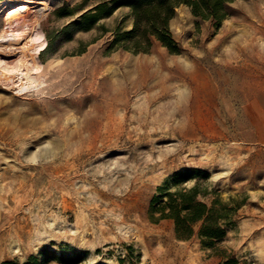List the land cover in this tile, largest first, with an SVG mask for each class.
<instances>
[{
    "label": "rangeland",
    "instance_id": "rangeland-1",
    "mask_svg": "<svg viewBox=\"0 0 264 264\" xmlns=\"http://www.w3.org/2000/svg\"><path fill=\"white\" fill-rule=\"evenodd\" d=\"M82 1L0 7V264H264V0L227 4L219 24L179 6L178 53L136 55L110 47L128 9L88 31L68 24L100 0L58 15ZM191 148L197 164L163 156ZM189 169L209 173L205 202L238 206L211 247L149 217Z\"/></svg>",
    "mask_w": 264,
    "mask_h": 264
},
{
    "label": "trees",
    "instance_id": "trees-1",
    "mask_svg": "<svg viewBox=\"0 0 264 264\" xmlns=\"http://www.w3.org/2000/svg\"><path fill=\"white\" fill-rule=\"evenodd\" d=\"M83 0L73 12L61 8L59 16L65 17L83 10ZM235 0H100L91 9L81 14L77 20L68 24L75 25L82 31H88L100 18L110 16L119 8L128 9L131 26L122 30L120 25L113 30L112 49H121L132 54H146L154 42L166 48L169 53L177 54L169 24L179 6H186L190 13L200 20H212L219 24L227 17L226 5ZM42 7L49 12L53 10L49 0H0L2 8ZM67 26V27H68ZM209 179V173L199 169L176 172L163 187H159L158 196L151 204L149 217L154 222L171 220L176 239L185 241L194 235L204 247H211L226 235V228L234 223L237 205L233 199L222 202L219 194L213 192L214 198L208 204L205 199L210 195L207 187L200 188L198 180ZM196 180L193 187H178L183 182ZM197 228V232L195 229ZM34 259V258H32ZM57 260H64L60 255ZM2 264H9L3 262ZM121 264V260H119Z\"/></svg>",
    "mask_w": 264,
    "mask_h": 264
},
{
    "label": "bare ground",
    "instance_id": "bare-ground-1",
    "mask_svg": "<svg viewBox=\"0 0 264 264\" xmlns=\"http://www.w3.org/2000/svg\"><path fill=\"white\" fill-rule=\"evenodd\" d=\"M145 108H144V110H145ZM148 110H145V113ZM147 114H149V113H147ZM195 152H196V150H194L193 148H191V149H189L187 151H184V152H182L181 150L180 151H177V152H174L173 150H168L163 156H167L170 153H172L171 155H173L175 157L174 161H177L178 162L177 165H180V164L183 165V163H186L188 165L189 164H197V163H194V161L192 159V157L194 156ZM157 158L158 159H161V157H159V156ZM205 159H206L205 156L204 157H201L198 163H201ZM161 173L159 174V176H161ZM113 223H114V225L116 227L115 229L117 230V232H118V234L120 236H125V235L129 234V232L131 231L129 227H124L122 224H120L121 223V220L120 219H114ZM37 237H38V244H44V243H47V242H52L54 240H58V236H54L52 234L47 235L45 237L44 236L41 237V234L37 233Z\"/></svg>",
    "mask_w": 264,
    "mask_h": 264
}]
</instances>
